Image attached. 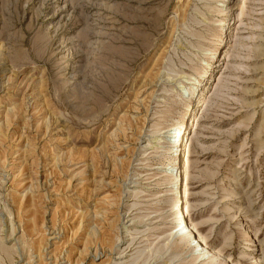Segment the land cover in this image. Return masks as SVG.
<instances>
[{"label":"rangeland","instance_id":"rangeland-1","mask_svg":"<svg viewBox=\"0 0 264 264\" xmlns=\"http://www.w3.org/2000/svg\"><path fill=\"white\" fill-rule=\"evenodd\" d=\"M170 187L264 264V0H0V264H222Z\"/></svg>","mask_w":264,"mask_h":264},{"label":"bare ground","instance_id":"bare-ground-1","mask_svg":"<svg viewBox=\"0 0 264 264\" xmlns=\"http://www.w3.org/2000/svg\"><path fill=\"white\" fill-rule=\"evenodd\" d=\"M232 7V6H231ZM225 9L229 8L227 7V5H225L224 7ZM231 10V9H230ZM225 11V10H224ZM189 95H188V99H189ZM167 132H169V136H167V138L164 139V145H162V147L164 148V151H170L172 149L175 148V150H178L177 148L180 146L181 144V140L182 137L184 135V130L182 129V126L180 123H175V125L173 127H171ZM144 146V145H143ZM185 149V148H184ZM181 156V155H180ZM164 158V157H163ZM184 159V158H183ZM173 160V159H172ZM168 162V161H167ZM169 167H164L162 170V177L164 180H167L168 182H170L172 179L176 180V176L171 177L173 174L172 169H171V163H166ZM165 165V164H164ZM176 165V164H175ZM174 168V167H173ZM185 169V168H184ZM172 183V182H171ZM176 182H174L175 184ZM173 184V183H172ZM176 186V185H174ZM178 187H174L170 190H174V191H169L168 195H171V206H172V214L174 213V217L176 219L175 221V233L179 236V238H184V236L186 235H190L191 239L193 240V249H189L190 254L194 255V258H200L199 256L204 257V259H209L215 262H220L222 264L227 263L226 261H224L223 259H220L221 254L219 252H213L214 249L212 250V248L206 246V244L202 243V240H199L201 238V235L198 233V237L196 238L195 234L193 233L192 229L190 228V223H188L185 219V217L182 214V211L180 212V208H178L177 204H178V200H177V196H178V191L176 190ZM163 189V188H162ZM181 195V194H180ZM179 195V196H180ZM234 195H232L233 198ZM169 204V203H168ZM240 207V206H239ZM181 213V215H180ZM192 227V226H191ZM175 235V234H174ZM180 240V239H179ZM178 242V241H177ZM179 243V242H178ZM177 246V245H176ZM202 247V252H197L196 249L194 247ZM195 249V250H194ZM217 253L219 254L217 256ZM224 258V257H223ZM201 262V261H200Z\"/></svg>","mask_w":264,"mask_h":264}]
</instances>
